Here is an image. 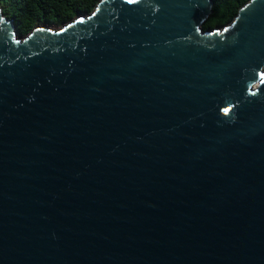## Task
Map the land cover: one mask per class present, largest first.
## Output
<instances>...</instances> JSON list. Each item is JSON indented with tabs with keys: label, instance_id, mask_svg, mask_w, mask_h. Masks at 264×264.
I'll use <instances>...</instances> for the list:
<instances>
[{
	"label": "water",
	"instance_id": "obj_1",
	"mask_svg": "<svg viewBox=\"0 0 264 264\" xmlns=\"http://www.w3.org/2000/svg\"><path fill=\"white\" fill-rule=\"evenodd\" d=\"M213 5L0 6V264H264V0Z\"/></svg>",
	"mask_w": 264,
	"mask_h": 264
},
{
	"label": "trees",
	"instance_id": "obj_2",
	"mask_svg": "<svg viewBox=\"0 0 264 264\" xmlns=\"http://www.w3.org/2000/svg\"><path fill=\"white\" fill-rule=\"evenodd\" d=\"M100 0H0L8 18L16 22V30L26 37L38 26L60 28L80 15L90 14ZM250 0H214L212 13L203 23L204 29L222 28L231 23L239 9Z\"/></svg>",
	"mask_w": 264,
	"mask_h": 264
},
{
	"label": "snow or ice",
	"instance_id": "obj_3",
	"mask_svg": "<svg viewBox=\"0 0 264 264\" xmlns=\"http://www.w3.org/2000/svg\"><path fill=\"white\" fill-rule=\"evenodd\" d=\"M129 2H133V0H129ZM228 111V109H225V112H227Z\"/></svg>",
	"mask_w": 264,
	"mask_h": 264
},
{
	"label": "rangeland",
	"instance_id": "obj_4",
	"mask_svg": "<svg viewBox=\"0 0 264 264\" xmlns=\"http://www.w3.org/2000/svg\"><path fill=\"white\" fill-rule=\"evenodd\" d=\"M51 28H56V27H51Z\"/></svg>",
	"mask_w": 264,
	"mask_h": 264
}]
</instances>
